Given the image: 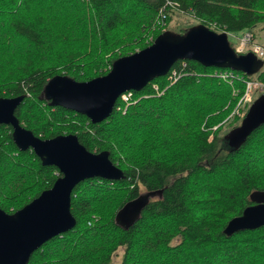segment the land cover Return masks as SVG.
<instances>
[{"label": "trees", "instance_id": "obj_1", "mask_svg": "<svg viewBox=\"0 0 264 264\" xmlns=\"http://www.w3.org/2000/svg\"><path fill=\"white\" fill-rule=\"evenodd\" d=\"M172 10L217 33L264 28V0H0V97L24 95L14 116L34 136L74 134L86 150L107 151L123 174L74 185V226L42 243L26 264H264V225L221 232L251 204V191L264 190V123L233 147L225 135L237 125L220 133L244 80L264 81V69L246 75L176 60L165 75L119 95L97 123L40 98L53 75L85 81L144 48L167 29ZM10 132L0 124V208L6 212L59 175L31 149L18 150ZM157 189L160 196L134 223H115L124 202Z\"/></svg>", "mask_w": 264, "mask_h": 264}, {"label": "water", "instance_id": "obj_2", "mask_svg": "<svg viewBox=\"0 0 264 264\" xmlns=\"http://www.w3.org/2000/svg\"><path fill=\"white\" fill-rule=\"evenodd\" d=\"M176 60H193L204 66L228 68L246 75L256 73L264 61L252 52L236 53L226 33L215 32L200 23L179 33L163 30L150 44L114 59L108 71L85 81L66 75L46 80L40 98L50 106H60L88 118L91 123L105 119L116 98L128 90H140L147 82L166 74ZM24 95L0 97V124L9 125L11 139L18 150L31 149L42 165H52L59 175L52 185L12 212L0 208V264H26L30 254L51 237L74 226L69 211L70 192L79 181L91 177L117 180L122 171L108 158V152H90L74 134H59L41 139L20 125L14 109ZM264 123V92L248 106L240 123L230 129L225 139L235 146ZM161 189L140 192L124 202L114 213L120 227L134 223L152 197ZM251 204L228 219L221 232H234L264 225V190L249 193Z\"/></svg>", "mask_w": 264, "mask_h": 264}, {"label": "rangeland", "instance_id": "obj_3", "mask_svg": "<svg viewBox=\"0 0 264 264\" xmlns=\"http://www.w3.org/2000/svg\"><path fill=\"white\" fill-rule=\"evenodd\" d=\"M191 23L193 24V19L190 16L183 14V13H180L176 10H172V11H170L169 16H168L167 29L176 32L177 28L184 27L186 25H190ZM250 31L253 33V37H254L252 40L255 43H258L259 45L264 46V28H262L261 25L258 24L256 26H254L253 28H251ZM235 35L238 36L239 33H236ZM227 40L231 46H234L236 43V39L231 37V36H228ZM19 43L20 42H18L17 39H14V45L18 46V48H21L22 44L19 46L18 45ZM261 68L264 69V64L262 65ZM155 91L159 94V91H157L156 87H155ZM260 93H263V92H258L256 94H254L252 96V98L250 99V101H248L244 105H242L241 102H240V104H237L239 99L237 100V102L233 108V111L231 112L229 117L226 119V121H224V125L220 131L221 134H223V132L225 133L228 129H230L231 127L238 125L240 123V120L242 119L243 115L245 114L248 106ZM119 253H120V249H118L116 251L117 255L112 258V261L114 263H116L118 261Z\"/></svg>", "mask_w": 264, "mask_h": 264}, {"label": "built area", "instance_id": "obj_4", "mask_svg": "<svg viewBox=\"0 0 264 264\" xmlns=\"http://www.w3.org/2000/svg\"><path fill=\"white\" fill-rule=\"evenodd\" d=\"M226 38L231 36L236 39V43L234 46H231L232 49L236 53H246L252 52L257 58L264 61V46L255 43L252 39L253 33L249 30H240L237 32H225ZM239 33L238 36L235 34ZM175 74L173 71L170 72V75L166 76V79L170 81V83L174 80ZM258 92H264V81H260L257 79H247L243 82V91L237 102V104L242 103V105L246 104L252 96Z\"/></svg>", "mask_w": 264, "mask_h": 264}]
</instances>
